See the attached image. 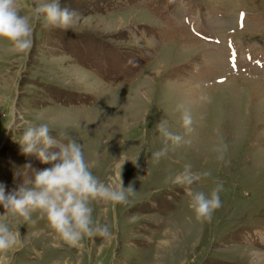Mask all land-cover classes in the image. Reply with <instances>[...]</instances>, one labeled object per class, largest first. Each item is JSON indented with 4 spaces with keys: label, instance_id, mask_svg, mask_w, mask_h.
Here are the masks:
<instances>
[{
    "label": "rangeland",
    "instance_id": "1",
    "mask_svg": "<svg viewBox=\"0 0 264 264\" xmlns=\"http://www.w3.org/2000/svg\"><path fill=\"white\" fill-rule=\"evenodd\" d=\"M17 2L29 15L25 4L40 0ZM60 5L78 13L76 23L38 22L27 56L0 38V186L8 194L51 166L17 141L22 127L47 123L57 139L81 143L93 175L117 186L120 171L135 195L90 201L110 235L75 246L39 213L25 221L0 207V223L19 230L0 264H264V98L250 92L254 80L264 84V0ZM224 23L231 28L215 29ZM178 106L192 115L190 132ZM161 122L184 142H169L157 162ZM189 165L200 175L192 190L223 184L210 220L196 219L186 186L174 182Z\"/></svg>",
    "mask_w": 264,
    "mask_h": 264
},
{
    "label": "clouds",
    "instance_id": "2",
    "mask_svg": "<svg viewBox=\"0 0 264 264\" xmlns=\"http://www.w3.org/2000/svg\"><path fill=\"white\" fill-rule=\"evenodd\" d=\"M25 8L29 15L20 13L17 0H0V38L10 43L9 51L25 56L33 46V31L38 22L67 30L76 23L78 17L75 10L62 8L60 0L26 3ZM178 110L182 111V127L190 132L191 113L183 106H178ZM157 127L165 143L163 148L151 154L153 160L158 162L167 156L168 143L178 146L184 142V136L168 130L166 122H161ZM22 129L17 140L21 151L25 155L35 154L42 163L51 166L33 170L30 178L23 180L8 194L0 186V207L25 221H32L33 213H39V217L46 220L48 226L72 246L84 237L109 236L110 230L106 224L93 221L90 201L124 203L130 195H135L132 184L123 186L120 171L117 186L102 182L90 170L81 143L69 135H66L65 140L57 139L51 134L47 123L31 124ZM199 179L200 175L192 173L189 165L175 177L174 182L186 186V193L190 197L189 207L196 219L210 220L212 213L221 207L223 184L217 182L206 194L191 189V185ZM18 237V229L13 231L7 223H0V251L13 248Z\"/></svg>",
    "mask_w": 264,
    "mask_h": 264
},
{
    "label": "bare ground",
    "instance_id": "3",
    "mask_svg": "<svg viewBox=\"0 0 264 264\" xmlns=\"http://www.w3.org/2000/svg\"><path fill=\"white\" fill-rule=\"evenodd\" d=\"M179 15V14H178ZM230 22H232L231 20H230ZM217 24V23H216ZM261 31V30H260ZM232 66V65H231ZM237 72V71H236ZM264 79V78H263ZM252 87H250L251 88V94L253 95V96H261V98H264V84H263V82H262V80L260 81H258V80H254L253 82H252V85H251ZM257 255L258 256H261V255H263V253L262 252H260L259 254L257 253ZM257 255H255V256H257Z\"/></svg>",
    "mask_w": 264,
    "mask_h": 264
},
{
    "label": "snow or ice",
    "instance_id": "4",
    "mask_svg": "<svg viewBox=\"0 0 264 264\" xmlns=\"http://www.w3.org/2000/svg\"><path fill=\"white\" fill-rule=\"evenodd\" d=\"M243 17V14H241V18ZM233 61L235 60V55L233 54ZM233 67H235V63H233Z\"/></svg>",
    "mask_w": 264,
    "mask_h": 264
}]
</instances>
